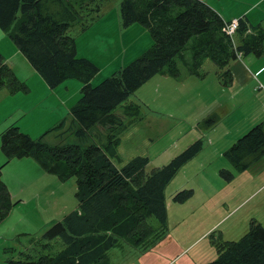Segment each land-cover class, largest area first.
Instances as JSON below:
<instances>
[{
    "label": "trees",
    "instance_id": "1",
    "mask_svg": "<svg viewBox=\"0 0 264 264\" xmlns=\"http://www.w3.org/2000/svg\"><path fill=\"white\" fill-rule=\"evenodd\" d=\"M108 0H0V28L7 33L49 87L75 78L81 82L80 97L71 106L70 116L32 138L11 124L0 133L5 161L30 157L45 172L60 180L76 179L78 209L53 223L38 241L59 238L63 247L54 254L33 259L8 256L5 264H110L107 251L125 242L141 251L153 247L168 231L164 190L177 170L201 149L195 140L166 165L147 172L148 157L135 156L118 167L119 136L126 123L138 116L136 102L125 103L121 113L114 109L145 81L157 73L177 77L179 63L191 75L203 60L218 68L224 84L231 81L228 64L238 53L263 51L264 30L239 18L237 42L222 31L223 19L204 0H121L123 26L137 23L152 38L151 46L138 57L97 84L91 80L98 67L77 55L69 29L78 24L86 29L101 14ZM249 30V31H248ZM14 93L27 89L0 54V88ZM208 125L215 122L211 119ZM74 134L75 142H45L44 135ZM62 137V136H61ZM237 170L258 166L264 155V123L251 127L226 151ZM1 168V167H0ZM226 178L232 173L222 170ZM191 189L176 192L173 199L183 202ZM16 202L12 200L0 169V222ZM156 220V223H155ZM48 245L43 243L42 246ZM216 258L206 264H264V226L251 219L238 240L216 246Z\"/></svg>",
    "mask_w": 264,
    "mask_h": 264
},
{
    "label": "rangeland",
    "instance_id": "2",
    "mask_svg": "<svg viewBox=\"0 0 264 264\" xmlns=\"http://www.w3.org/2000/svg\"><path fill=\"white\" fill-rule=\"evenodd\" d=\"M120 1L121 0H108L105 2L104 6H112L118 11ZM204 1L206 2V0ZM221 1L224 4H228L233 0ZM234 1H236V6L231 8V10H239L241 7L247 8L257 0ZM263 9L264 2H262V0L258 1V4L254 6L253 10L250 12L251 16L256 14L253 20H258L260 16L264 18V14H262ZM91 26L89 30L82 32L81 26L76 24L69 29V33L76 38L78 44L90 43L92 40H100L99 42L102 43L100 45H107L109 39L110 41H114V37L112 36L117 35L115 29H108L103 32L102 30H98V26H95V23ZM233 40L237 42V37L234 36ZM125 48L126 47H124V49ZM117 54L118 51H114V60ZM128 54L129 50L125 52V55ZM122 55H124V53ZM178 65L181 74L188 73L184 65L181 63ZM210 65L216 67L210 59H205L204 64L198 70L200 73L202 72L209 76L207 80L213 79ZM106 68H108V66H105V69ZM96 78L100 79L99 76H96ZM180 79L179 85L182 83L185 85V90L189 86L194 93H201V99L194 102L193 104L196 105L192 108H186L184 106L180 112L177 103L161 106L160 111L154 109L153 111L155 113H159V117L156 119V122L160 123L159 125L154 124L153 119L144 112L145 105L142 104L140 110L141 119H139L138 122V128L140 129L132 130L130 138L133 142L125 143L120 150L121 158H113V162L118 167H121L135 156H146L144 154H149L146 156L148 157L146 170L150 173L154 169L169 163L173 157L181 153L195 140H201L203 143L201 149L177 170L165 188L164 197L165 205L167 204L169 207L170 223H167V233L170 237H178L182 241L179 244L180 248L188 244L191 237L199 234L197 232L211 227L197 241L199 244H197L193 250L196 256H201L199 264H205L216 258V246L218 243L225 240H238L247 231L251 220L250 217L253 216L252 214L256 217L253 218L264 226V212H261L260 204L255 206L256 203L260 201V196L253 198L251 201H249L251 198L249 200L243 199L245 194L250 190H245L250 182L249 176L242 172L244 170H237L234 168L224 155L215 156L213 148L209 146L211 139L207 137L205 128L210 126L207 123L211 122V119H215L216 121V117L219 115L217 111H213V113L206 115L207 107H209L211 111L214 109V106L218 105L217 101L212 99L213 97H217V95L213 96V92L215 91L212 90V85H205L207 80L203 82V79L184 77H180ZM23 80L26 81L22 82L25 83L27 89L25 91H15L16 93L19 92L17 95L24 96L28 94L29 88L27 85L31 82V77L28 76ZM101 80L102 78L100 81ZM166 86L170 87L172 90L176 89L173 87V83ZM5 89L8 91L7 88ZM15 92L13 94H15ZM208 95L209 97L206 99ZM179 97L181 98L182 95H179ZM129 100L130 99L119 104L114 109V112L121 113L125 103ZM205 100L207 104L203 106ZM179 103L183 104L182 101H179ZM33 104L20 100L13 103V105L17 107L28 108L32 106L30 109L37 105ZM193 104H191V106ZM38 115L39 112L35 111V117L28 124V128L32 133L24 132L35 139L61 119H53L52 116L39 117ZM131 124L132 122H127L126 128ZM42 128L45 129L41 133L36 134V132ZM61 136H59L58 131L55 130L49 134L48 137L44 135L43 140L48 142L49 139H51L52 142H56L64 137L62 140L64 142L76 141L74 134H62ZM148 136L154 139L147 141L146 138ZM215 137H219V134H215ZM135 151L139 153L134 154L133 152ZM32 161L35 162L34 159ZM13 163L16 162L11 161L9 165H2L1 167L3 168L2 171H5L4 176L9 180L10 187L8 190H10L13 200L16 201L5 220L0 223V245L5 244L0 246L1 264L8 256H12L13 258H24L25 255L23 256L22 252L29 253L31 258L35 259L41 254H54L59 251L63 247V243L59 238L51 241H38V239L42 237L43 232L53 223L62 220L70 211L78 209L75 177L60 180L56 175L45 172L41 168H39L42 171L41 173L47 174L32 172L30 167L25 164L11 166ZM222 170L230 171L232 177L226 178V176L221 173ZM240 185L241 190H239ZM177 186H180L179 189L174 191ZM43 189L46 191V194L40 197V204L36 207V194L42 193ZM183 189H191L192 195L183 202H176L173 199L174 194ZM209 193H213L211 197H203L205 194ZM43 243H48V245L42 246ZM129 246L130 248L127 246L128 249L117 248L112 251L111 264H134L139 260L141 264H157V254L154 250L153 254L140 256L139 254H145L151 249L140 251L131 245ZM124 247H126V245ZM174 253L175 249L170 256Z\"/></svg>",
    "mask_w": 264,
    "mask_h": 264
},
{
    "label": "crops",
    "instance_id": "3",
    "mask_svg": "<svg viewBox=\"0 0 264 264\" xmlns=\"http://www.w3.org/2000/svg\"><path fill=\"white\" fill-rule=\"evenodd\" d=\"M237 1L240 2V0ZM258 1L261 0H257L254 2L255 4L252 3L251 6L247 8L241 7L239 10H231V8L236 6V1L234 0L228 4L222 3L221 0H206V3H208L214 10L217 11L223 21H228L233 18L247 17L249 23L252 25L260 24L263 28L264 18L260 16L258 20H253V17H255L256 14H253L252 16L250 15V12L253 10V7L258 4ZM262 2H264V0H262ZM262 14H264V9ZM93 23H95V26H98L97 28L99 31L102 30L105 32L108 29H115L117 35L112 36L114 37V41H110L109 39L107 41V45H100L102 44L99 42L100 40H92L90 43L78 44L76 38L74 37L77 55L79 57L88 58L99 68V72H97L91 80L92 84H95L96 82L100 81L101 78L103 79L104 77L109 76L112 72L131 62L134 58L148 49L153 42L145 27L137 23L123 26L119 10L116 11V8L112 6H104L100 16L86 29L81 31L84 32L89 30ZM124 47L126 48L124 49ZM116 50L118 51V54L114 60L113 55L114 51ZM127 50H129V54L125 55ZM123 53L124 55H122ZM0 54L3 56L4 61L13 69L19 80L24 82V78L28 76L31 77V82H29L27 85L29 88L27 95H17L19 92H15V94L9 93L5 88H0V133L4 128L11 124L17 125L23 132L32 133L28 128V124L35 117V111L39 112V117L52 116L53 119L61 118L59 121L70 116L69 110L71 106L80 97L81 82L79 80L75 78H68L63 80L55 87H49L40 74L33 68V66H31L27 58L19 51L14 42L8 37L7 33H5L1 28ZM248 54L237 56L228 64V68L231 72V81L228 84L223 83L216 65V67H212L210 65L213 77V79L210 80H207L209 76L202 72L200 73L199 77L189 73H179L177 77H171L166 73L161 72L153 75L151 78L145 81L128 97L130 100L127 103L136 102L140 108L138 116L131 121L132 124L128 128H125L119 136L120 138L117 146L118 157L116 159L121 158V147L125 143L133 142V140L130 138L132 130L140 129L138 128V122L139 119H141L140 110L142 104L145 105L144 112L153 119L154 124L159 125L160 123L156 122V119L159 117V113H155L153 111L154 109H156V111H160L161 106H167L170 103H177L180 112L184 106L186 108H192L194 105H196L193 103L201 99V93H194V91L189 88V86L185 90V85L182 83L179 85V80H181L180 77L203 79V82L207 80L205 85H212V90L215 91L213 92V96L217 95V97H213L212 99L216 100L218 105L214 106V109L211 111L210 108L207 107L206 115L213 113V111H217L219 115L216 117V121L205 129L207 132V137L211 139L209 146L213 148L215 153L214 155L225 156V151L239 137L245 134L254 125L258 123H264V54L263 51L260 56H257L254 53ZM204 60L201 66L204 64ZM105 66H108V68L105 69ZM96 76H99L100 79H97ZM170 83H173V87L176 89L172 90L170 87L166 86ZM259 84H262L263 87H260ZM179 95H182V97L180 98ZM208 97L209 95L206 97V99ZM18 100L32 104L34 103L33 105H37L32 109H30L32 106L28 108L14 106L13 103H16ZM179 101H182L183 104H180ZM203 103V106H205L207 104L206 100ZM191 104L193 105L191 106ZM44 129L45 128L40 129L38 132H36V134L41 133ZM217 133L219 134V137H215V134ZM152 139L154 138L149 136L146 138L147 141ZM133 153L138 154L139 152L135 151ZM144 155L148 156L149 154ZM32 160L33 159H30V157H22L12 158L10 161H5V157L0 147V167H2V165L7 166L11 161H13L16 163H13L11 166H20L21 164H25L30 167L32 172L47 174L41 173L42 168ZM0 169L2 180L9 189L10 184L9 180L4 176L5 171H2L3 168ZM242 172L247 174V176L250 178L249 185H247L245 188V190H250L245 194L243 199L249 200L251 198L249 200L251 201L253 198L260 196V201H258L255 206L260 204V210L261 212H264V155L260 159L257 167L245 169ZM179 187L180 186H177L174 191H177ZM239 190H241V185ZM45 194L46 191L44 189L42 193L36 194V207H38L40 204V197ZM212 194L213 193L205 194L203 197L209 198L212 196ZM165 206L167 212V223H170L169 207L167 204ZM252 215L253 216H251L250 219L255 217L254 214ZM4 220L5 219H3L1 222ZM210 228L211 227L207 229L205 228L197 232L199 234L191 237L188 244L181 248L179 244L182 241L178 237H170V235L167 233L152 248H150L151 250L145 254L139 255L146 256L148 254H153L155 251L157 254V264H199L201 256H196L193 250L197 244H199L197 241ZM124 244L126 247H124ZM2 245L5 244H1L0 246ZM127 246L130 248L128 244L121 241L117 246L112 247L107 251L110 264L112 263L111 252L117 248L128 249ZM174 249L175 253L170 256ZM140 262L141 261L139 260L134 264H141ZM2 264H5V260Z\"/></svg>",
    "mask_w": 264,
    "mask_h": 264
},
{
    "label": "built area",
    "instance_id": "4",
    "mask_svg": "<svg viewBox=\"0 0 264 264\" xmlns=\"http://www.w3.org/2000/svg\"><path fill=\"white\" fill-rule=\"evenodd\" d=\"M238 25H239V20L234 18L230 21H227V22H223V25H222V31L232 37L235 33H236V30L238 28ZM260 87H263L262 84H259Z\"/></svg>",
    "mask_w": 264,
    "mask_h": 264
}]
</instances>
